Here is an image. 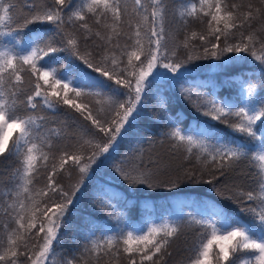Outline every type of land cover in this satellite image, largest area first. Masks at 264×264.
Here are the masks:
<instances>
[{
	"label": "snow or ice",
	"instance_id": "6c2138e0",
	"mask_svg": "<svg viewBox=\"0 0 264 264\" xmlns=\"http://www.w3.org/2000/svg\"><path fill=\"white\" fill-rule=\"evenodd\" d=\"M209 70L228 95L188 83V73ZM160 85L173 94L179 86L197 113L231 132L185 130L161 98L160 139L139 135ZM165 142L191 167L155 151ZM5 161L0 264H167L185 226L195 231L179 264H264V0H0ZM113 178L128 193L208 185L234 207L201 201L133 225L117 210L129 201ZM88 191L117 225L72 230L75 246L58 251Z\"/></svg>",
	"mask_w": 264,
	"mask_h": 264
},
{
	"label": "trees",
	"instance_id": "16d2710c",
	"mask_svg": "<svg viewBox=\"0 0 264 264\" xmlns=\"http://www.w3.org/2000/svg\"><path fill=\"white\" fill-rule=\"evenodd\" d=\"M181 55L183 53L181 52ZM63 63V62H62ZM200 64H209V61H199ZM189 67H192L189 65ZM251 65H242L239 69L234 71H248L251 69ZM251 74V72H248ZM258 74V73H257ZM224 79L223 75L214 71L203 72H190L188 73V83L205 85L206 90H212L217 95H228V89L221 86V81ZM163 98L166 100L168 118H175L177 113H181V119L179 126L185 130L195 128L197 125L207 126L216 125L217 130L221 134H228L231 132L224 125H218L217 122L210 120L208 117H204L200 113H197L187 102H185L179 95V86H177L175 93H170L166 90L164 85L154 86L152 93H150V100L146 101L147 107L143 110L138 119L137 132L139 135L148 139L155 138L160 139V133L165 130V122H160L159 113L161 109L158 106L159 100ZM51 120L56 121L55 117H51ZM51 127H58L59 121L50 124ZM136 133H134L135 135ZM236 135V134H234ZM125 147L121 148V155L125 151ZM147 148V145H145ZM155 151L161 156L169 159L173 168L179 167H191V164L183 160L181 154L177 153L175 156H170L168 153V144L165 142L163 145L157 144ZM119 159V156L117 157ZM11 162L5 161L0 163V170H9V164ZM110 170V169H109ZM0 179H7L6 176L0 177ZM208 185H181L179 189H158L156 191H149L147 189L143 191H137L135 193H128L125 191V186L118 182L115 178L112 181V190L117 196H124L128 201V205L125 208H117L118 211H122L126 214L130 224L140 225L149 217L159 222L161 217L167 218V213L171 211H179L183 207V211H192L193 208L201 201L208 203H214L218 207H222L225 211L232 214L234 206L227 205L226 201L221 200L220 197L209 190ZM115 203V200L113 201ZM243 219V217H241ZM90 221V222H89ZM117 221L110 219L106 213L96 210L92 206L91 192H85L81 198L80 204L73 210L71 219V229L69 230L68 237L63 242V247L58 251H65L74 247V243L71 239L72 230L78 229L81 233H86L89 229H102L115 228ZM194 226H185L183 229V235L180 240L173 245V255L167 259V264H179L183 257V252H179V249L184 247L185 240H191L194 234ZM96 235L99 236L100 232L97 231Z\"/></svg>",
	"mask_w": 264,
	"mask_h": 264
}]
</instances>
